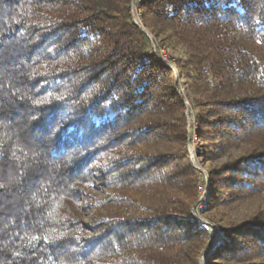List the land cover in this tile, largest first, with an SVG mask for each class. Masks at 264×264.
Returning <instances> with one entry per match:
<instances>
[{
	"label": "trees",
	"instance_id": "16d2710c",
	"mask_svg": "<svg viewBox=\"0 0 264 264\" xmlns=\"http://www.w3.org/2000/svg\"><path fill=\"white\" fill-rule=\"evenodd\" d=\"M129 12V0H0V264H198V243L209 236L190 211L198 172L188 153L162 160L157 144L173 134L184 141L187 121L177 116L174 131L115 122L124 114L139 121L129 116L139 92L154 98L156 76L169 74L147 54L148 38ZM140 12L148 29L171 27L189 43L192 100L203 94L217 111L241 108L264 123V0H140ZM170 90L165 97L183 107ZM202 119L199 138L207 128L228 129L227 137L243 129L233 116ZM120 124L137 138L122 164L105 152ZM244 160L228 168L237 175L223 186L229 194L251 188L264 150ZM127 163L132 169L120 172ZM93 177L102 198L83 187ZM184 184L186 202L172 192ZM223 231L213 260L237 253L243 232L264 247V221Z\"/></svg>",
	"mask_w": 264,
	"mask_h": 264
},
{
	"label": "rangeland",
	"instance_id": "374dc122",
	"mask_svg": "<svg viewBox=\"0 0 264 264\" xmlns=\"http://www.w3.org/2000/svg\"><path fill=\"white\" fill-rule=\"evenodd\" d=\"M130 16L132 21L141 29V26L145 28V35L148 38V50L147 54H151L157 62H160L165 67L169 68V74L166 76H156L154 85L156 86V93L154 98L152 92L140 94L141 100L133 106L132 115L140 116L138 121L136 117H128L124 114L123 119L115 121L116 123L126 122L128 129L134 130L137 122L142 123L147 130H151L150 122L156 126H167V128L173 127V131L176 127V117L184 116L187 121V132L184 141L177 140V135H172L169 141H159L158 152L162 155L164 160L167 154H171L174 157L182 156L188 153L192 166L197 170L194 182L195 188L191 189L194 199L191 204V214L203 221L207 225V232L209 236H205L201 239L199 247H197L196 260L198 264H247L248 262H264V247L259 248L256 244V237L250 236L247 232H243L238 237L240 249L233 256L227 259L220 258L213 260L210 258L212 254L216 252L218 247L226 241V232L224 229H234L236 225L246 223V221L253 219V221H264V170L254 168L256 171L254 178L251 180V188H237L231 190L229 194L226 188L223 186L228 182L229 177H236L237 175H231L228 171L230 166H243V160L247 157L248 153L253 152V156L256 153L264 150V123H256L251 119L252 113H246L241 111V108H235L234 110L224 113L222 111L215 110L212 107L209 99L203 94L194 95L191 99L192 80L189 75L192 73L191 55L192 52L189 49V43L180 37L181 33L175 32L168 26H155L153 28H147L143 22V14L140 12V0H129ZM142 30V29H141ZM264 53V52H263ZM84 74V77L90 76L85 72H79V75ZM166 74V73H165ZM100 81V80H98ZM102 82V81H101ZM170 86L176 87L181 98L183 99V107L176 105L174 102L169 101L165 96L166 94H172ZM91 88L85 90L89 92ZM190 98V99H189ZM157 100V102L155 101ZM154 100V101H153ZM156 102V103H154ZM154 103V105H152ZM104 104L101 108H106ZM151 105L150 110L147 106ZM260 107V108H258ZM257 108L259 112L264 110V102ZM256 108V109H257ZM146 109V110H145ZM254 110V109H253ZM199 114L203 121H207L208 125L218 116H231L234 117V121L237 124H241L243 129L239 135L235 133L231 137L225 136L222 132L228 129L219 128L215 129L218 133L214 134L211 129L207 128V134L199 138L196 130H201L200 124L196 122V116ZM227 114V115H225ZM119 118V117H118ZM122 124L118 126V131L112 129V134L107 137L111 142L116 145H112L109 149H106V154H111L112 159H117L122 164V158L127 157L129 161V151H131L130 144L135 142L137 138H132L134 133L128 137L126 133L122 131ZM207 125V126H208ZM250 125L252 128H249ZM126 128V129H127ZM211 131V132H210ZM106 132L105 130L100 132V135ZM111 133V131H109ZM206 132V131H205ZM213 134V135H212ZM212 135L211 137H208ZM106 137V134L104 135ZM170 136V135H169ZM115 137V139H114ZM117 141V142H115ZM131 142V143H130ZM155 143V142H154ZM155 150V149H154ZM151 153V152H150ZM152 154V153H151ZM245 161V160H244ZM247 161H245L246 163ZM134 165L127 166L119 170L124 172L132 169ZM259 172V173H258ZM211 181L216 183L218 189L215 187L217 196L215 200L211 195ZM218 181V183H217ZM253 183L256 184L253 186ZM249 185V184H248ZM187 186H189L187 184ZM184 184V188L181 192L172 190L175 196H180L185 202L190 197V188H187ZM85 191L89 194H93L102 198V181L98 177L89 178L83 184ZM139 194V197H142ZM133 199L136 196L131 195ZM179 198V197H178ZM210 202H214L210 204ZM82 204L80 205V207ZM92 211H85L84 222L91 223ZM243 231L246 229H242ZM233 232V231H232ZM196 243V244H197ZM228 256V255H226ZM256 264V263H253Z\"/></svg>",
	"mask_w": 264,
	"mask_h": 264
},
{
	"label": "water",
	"instance_id": "95a60500",
	"mask_svg": "<svg viewBox=\"0 0 264 264\" xmlns=\"http://www.w3.org/2000/svg\"><path fill=\"white\" fill-rule=\"evenodd\" d=\"M141 29H142L143 32H145V28H144V27L141 26ZM145 33H146V32H145Z\"/></svg>",
	"mask_w": 264,
	"mask_h": 264
}]
</instances>
